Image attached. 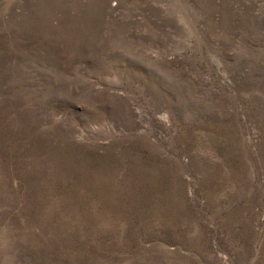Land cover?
<instances>
[{
  "label": "rangeland",
  "instance_id": "374dc122",
  "mask_svg": "<svg viewBox=\"0 0 264 264\" xmlns=\"http://www.w3.org/2000/svg\"><path fill=\"white\" fill-rule=\"evenodd\" d=\"M0 264H264V0H0Z\"/></svg>",
  "mask_w": 264,
  "mask_h": 264
}]
</instances>
